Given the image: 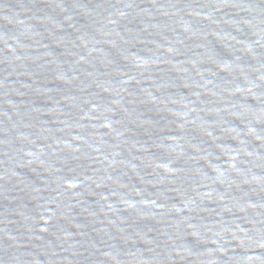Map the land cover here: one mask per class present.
<instances>
[{
  "label": "water",
  "instance_id": "water-1",
  "mask_svg": "<svg viewBox=\"0 0 264 264\" xmlns=\"http://www.w3.org/2000/svg\"><path fill=\"white\" fill-rule=\"evenodd\" d=\"M0 264H264V0H0Z\"/></svg>",
  "mask_w": 264,
  "mask_h": 264
}]
</instances>
